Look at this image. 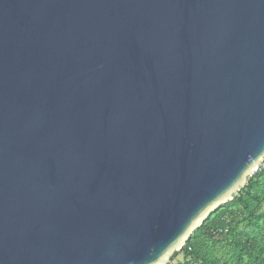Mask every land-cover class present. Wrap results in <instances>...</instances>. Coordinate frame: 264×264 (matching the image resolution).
I'll list each match as a JSON object with an SVG mask.
<instances>
[{
  "label": "water",
  "instance_id": "95a60500",
  "mask_svg": "<svg viewBox=\"0 0 264 264\" xmlns=\"http://www.w3.org/2000/svg\"><path fill=\"white\" fill-rule=\"evenodd\" d=\"M264 161V0H0V264H170Z\"/></svg>",
  "mask_w": 264,
  "mask_h": 264
},
{
  "label": "trees",
  "instance_id": "16d2710c",
  "mask_svg": "<svg viewBox=\"0 0 264 264\" xmlns=\"http://www.w3.org/2000/svg\"><path fill=\"white\" fill-rule=\"evenodd\" d=\"M179 255L181 264H264V171L211 213Z\"/></svg>",
  "mask_w": 264,
  "mask_h": 264
},
{
  "label": "built area",
  "instance_id": "2783aa9c",
  "mask_svg": "<svg viewBox=\"0 0 264 264\" xmlns=\"http://www.w3.org/2000/svg\"><path fill=\"white\" fill-rule=\"evenodd\" d=\"M260 171H264V161L261 163V168H257L256 170H255V173H257V172H260ZM254 173V174H255ZM221 233H222V231H221ZM180 253H181V250L179 251ZM178 252V253H179ZM183 261H184V258H183ZM181 263H183V262H181ZM181 263H178V262H171L170 264H181Z\"/></svg>",
  "mask_w": 264,
  "mask_h": 264
},
{
  "label": "rangeland",
  "instance_id": "374dc122",
  "mask_svg": "<svg viewBox=\"0 0 264 264\" xmlns=\"http://www.w3.org/2000/svg\"><path fill=\"white\" fill-rule=\"evenodd\" d=\"M174 260L176 261V262H180L181 261V255H179L178 257H174Z\"/></svg>",
  "mask_w": 264,
  "mask_h": 264
},
{
  "label": "crops",
  "instance_id": "0c3cea01",
  "mask_svg": "<svg viewBox=\"0 0 264 264\" xmlns=\"http://www.w3.org/2000/svg\"><path fill=\"white\" fill-rule=\"evenodd\" d=\"M178 257V256H177ZM183 255H181V261L180 262H178V263H181V262H183ZM174 262H176L175 260H174Z\"/></svg>",
  "mask_w": 264,
  "mask_h": 264
},
{
  "label": "bare ground",
  "instance_id": "6f19581e",
  "mask_svg": "<svg viewBox=\"0 0 264 264\" xmlns=\"http://www.w3.org/2000/svg\"><path fill=\"white\" fill-rule=\"evenodd\" d=\"M259 168H261V166Z\"/></svg>",
  "mask_w": 264,
  "mask_h": 264
}]
</instances>
